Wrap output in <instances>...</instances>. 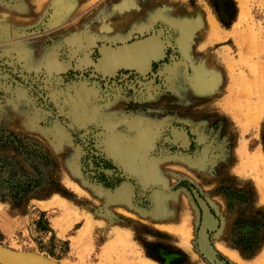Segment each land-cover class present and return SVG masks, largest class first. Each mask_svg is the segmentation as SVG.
Instances as JSON below:
<instances>
[{
    "label": "rangeland",
    "instance_id": "obj_1",
    "mask_svg": "<svg viewBox=\"0 0 264 264\" xmlns=\"http://www.w3.org/2000/svg\"><path fill=\"white\" fill-rule=\"evenodd\" d=\"M263 59L264 0H0V245L264 264Z\"/></svg>",
    "mask_w": 264,
    "mask_h": 264
},
{
    "label": "trees",
    "instance_id": "obj_2",
    "mask_svg": "<svg viewBox=\"0 0 264 264\" xmlns=\"http://www.w3.org/2000/svg\"><path fill=\"white\" fill-rule=\"evenodd\" d=\"M83 169L84 174L90 180L109 187L118 186L123 181L120 170L95 150L88 152V155L84 158ZM226 264L229 263L226 262Z\"/></svg>",
    "mask_w": 264,
    "mask_h": 264
},
{
    "label": "water",
    "instance_id": "obj_3",
    "mask_svg": "<svg viewBox=\"0 0 264 264\" xmlns=\"http://www.w3.org/2000/svg\"><path fill=\"white\" fill-rule=\"evenodd\" d=\"M0 260L9 264H57L33 255L22 254L0 245Z\"/></svg>",
    "mask_w": 264,
    "mask_h": 264
},
{
    "label": "bare ground",
    "instance_id": "obj_4",
    "mask_svg": "<svg viewBox=\"0 0 264 264\" xmlns=\"http://www.w3.org/2000/svg\"><path fill=\"white\" fill-rule=\"evenodd\" d=\"M245 1H246V0H243V2H245ZM249 3H250V2H249ZM261 5H262V4H261ZM236 28H237V27H236ZM215 29H216V28H215ZM217 31H220V29H219V30L217 29ZM233 31L235 32V35H236V32H237V31H235V30H233ZM222 32H223V31H220V33H219L220 36H221V33H222ZM214 33H216V31H215ZM217 33H218V32H217ZM217 33H216V35H217ZM219 34H218V35H219ZM225 34H226V33H224V35H225ZM228 34H230V33H228ZM235 35H234L233 37H235ZM239 35H240V34H239ZM262 35H263V34H262ZM211 36H212V35H211ZM220 36H219V37H220ZM225 36H226V35H225ZM237 36H238V35H237ZM237 36H236V37H237ZM227 37H228V35L226 36V38H227ZM239 37H241V36H239ZM252 37H253V36H252ZM212 38H213V37H212ZM216 38H217V37H216ZM226 38H225V40H227ZM237 38H238V37H237ZM247 38H248V37H247ZM254 38H255V37H254ZM254 38H253V40H254ZM220 39H224V37H220ZM235 39H236V38H235ZM239 39H240V38H239ZM218 40H219V39H218ZM225 40H224V41H225ZM237 41H238V40H237ZM250 41H251V40H250ZM221 42H223V41L221 40ZM231 42H232V41H231ZM238 42H240V41H238ZM238 48H239V43H238ZM241 48H242V47H241ZM230 50H231V49H230ZM238 50H239V49H238ZM261 55H262V54H261ZM263 61H264V59H263ZM7 264H9V263H7Z\"/></svg>",
    "mask_w": 264,
    "mask_h": 264
},
{
    "label": "crops",
    "instance_id": "obj_5",
    "mask_svg": "<svg viewBox=\"0 0 264 264\" xmlns=\"http://www.w3.org/2000/svg\"><path fill=\"white\" fill-rule=\"evenodd\" d=\"M64 242V241H63ZM63 244H65V243H61L60 241H58V240H56V241H54V243H53V247L55 248V250H58V248H62L61 247V245H63ZM64 256V255H63ZM64 258V257H63Z\"/></svg>",
    "mask_w": 264,
    "mask_h": 264
}]
</instances>
